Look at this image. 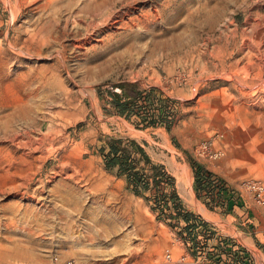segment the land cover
<instances>
[{
  "label": "rangeland",
  "instance_id": "374dc122",
  "mask_svg": "<svg viewBox=\"0 0 264 264\" xmlns=\"http://www.w3.org/2000/svg\"><path fill=\"white\" fill-rule=\"evenodd\" d=\"M108 139L209 229L193 243L155 189L106 170ZM197 168L246 219L196 191ZM248 181L264 185V0H0V264H264Z\"/></svg>",
  "mask_w": 264,
  "mask_h": 264
},
{
  "label": "trees",
  "instance_id": "16d2710c",
  "mask_svg": "<svg viewBox=\"0 0 264 264\" xmlns=\"http://www.w3.org/2000/svg\"><path fill=\"white\" fill-rule=\"evenodd\" d=\"M112 97L113 104L119 114L128 117L131 114L127 109L128 103L122 102L118 95L112 94ZM133 146L134 144L132 142H128L126 145L120 140L108 139L105 143V147L102 149L105 169L108 171L117 169V174L125 176L127 186L131 187L135 194H139L140 191L144 192L148 189H155L156 196L153 199L155 205L158 208L167 207V209L171 210L172 213L169 218L172 221L184 222L185 226L183 232H186L194 243L196 241V231L200 228L209 229L208 224L196 214L188 212L183 208L171 184L168 183L169 179L160 167L152 166L150 169L151 175L148 177L136 170L135 162H137V160H131ZM136 150L142 152L140 148H136ZM165 187H171L170 191L166 192ZM195 187L197 192H203L209 196L212 202H222L221 204L228 212L231 211L229 208L230 204L237 201L234 193L231 192L222 181L216 179L213 175L201 168H197L195 171ZM232 258L235 262H238L240 257L234 253Z\"/></svg>",
  "mask_w": 264,
  "mask_h": 264
},
{
  "label": "built area",
  "instance_id": "2783aa9c",
  "mask_svg": "<svg viewBox=\"0 0 264 264\" xmlns=\"http://www.w3.org/2000/svg\"><path fill=\"white\" fill-rule=\"evenodd\" d=\"M243 186L252 194L254 201L259 206L264 207V185L259 182L248 181Z\"/></svg>",
  "mask_w": 264,
  "mask_h": 264
},
{
  "label": "crops",
  "instance_id": "0c3cea01",
  "mask_svg": "<svg viewBox=\"0 0 264 264\" xmlns=\"http://www.w3.org/2000/svg\"><path fill=\"white\" fill-rule=\"evenodd\" d=\"M231 203V202H230ZM243 205L241 203H239V199H237L236 202H234L233 204L231 203L229 208L231 209V213L233 212H239L240 214H242V216H244V218L246 219L247 215H249L250 213L247 212L245 215L243 214L242 211H244V208L242 207ZM243 218V219H244Z\"/></svg>",
  "mask_w": 264,
  "mask_h": 264
},
{
  "label": "bare ground",
  "instance_id": "6f19581e",
  "mask_svg": "<svg viewBox=\"0 0 264 264\" xmlns=\"http://www.w3.org/2000/svg\"><path fill=\"white\" fill-rule=\"evenodd\" d=\"M182 175H183V178L186 179V184L188 183L189 184V179H188V176H187V172L185 171L184 168H182ZM182 186V185H181Z\"/></svg>",
  "mask_w": 264,
  "mask_h": 264
}]
</instances>
